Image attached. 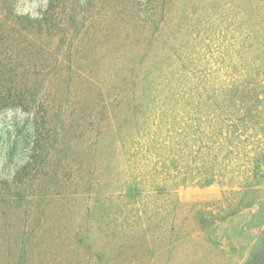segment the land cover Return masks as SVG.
Instances as JSON below:
<instances>
[{
	"label": "rangeland",
	"instance_id": "374dc122",
	"mask_svg": "<svg viewBox=\"0 0 264 264\" xmlns=\"http://www.w3.org/2000/svg\"><path fill=\"white\" fill-rule=\"evenodd\" d=\"M259 18L264 0H0V64L29 90L0 108V264L264 254V87L239 139V109L206 100L249 75Z\"/></svg>",
	"mask_w": 264,
	"mask_h": 264
},
{
	"label": "trees",
	"instance_id": "16d2710c",
	"mask_svg": "<svg viewBox=\"0 0 264 264\" xmlns=\"http://www.w3.org/2000/svg\"><path fill=\"white\" fill-rule=\"evenodd\" d=\"M259 20L261 28L264 29V19L261 20L259 18ZM46 29L47 26L39 22V20H28V26L24 27L23 31L35 40V38H40V36L46 32L44 31ZM260 33L261 32H258V35H260ZM0 39H2V37ZM253 46L255 50L249 61L253 67H251L249 75H247L244 80L233 83L230 87L226 88L219 87L215 90L210 88L207 89L206 92V100L213 105L221 100V102H225L239 109L235 120L242 125V127L241 129L236 127V129L231 132V135L237 139L252 134L253 129L248 130L242 128H245L243 126L248 124V120L251 121L253 119L254 116L250 113L248 107L250 104L259 100V89L264 87V40L256 38L252 47ZM17 77L15 70L11 71L8 69L4 61L0 64V108H10L13 107L15 103L24 102V100L27 102L29 99V90L26 86H21L18 83L15 85ZM250 264H264V254H254L250 260Z\"/></svg>",
	"mask_w": 264,
	"mask_h": 264
}]
</instances>
